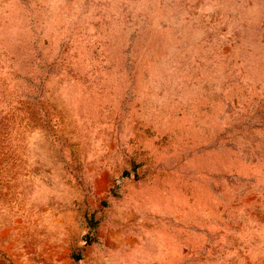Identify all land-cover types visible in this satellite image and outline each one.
<instances>
[{
	"label": "rangeland",
	"instance_id": "1",
	"mask_svg": "<svg viewBox=\"0 0 264 264\" xmlns=\"http://www.w3.org/2000/svg\"><path fill=\"white\" fill-rule=\"evenodd\" d=\"M0 264H264V0H0Z\"/></svg>",
	"mask_w": 264,
	"mask_h": 264
}]
</instances>
